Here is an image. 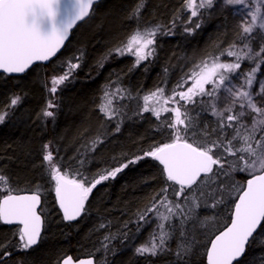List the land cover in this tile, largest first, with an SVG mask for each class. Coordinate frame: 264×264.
Returning <instances> with one entry per match:
<instances>
[{
  "label": "snow or ice",
  "instance_id": "snow-or-ice-1",
  "mask_svg": "<svg viewBox=\"0 0 264 264\" xmlns=\"http://www.w3.org/2000/svg\"><path fill=\"white\" fill-rule=\"evenodd\" d=\"M217 2L183 0L182 11L190 13L183 22L184 32L191 35L200 29L205 13L215 11ZM219 2L221 9H232L234 15L241 17L236 40L219 55H209L195 63L169 90L157 85L142 96L137 92L133 97L127 89L111 87L119 81V76L116 82L110 79L109 87L102 90L101 103L97 107L105 122L116 123L114 133L120 132L121 124L127 118L123 107H116L114 101L135 99L142 101L135 114L150 112L156 117L159 128L167 133L168 142L153 143L142 154L131 158L127 153L113 156L111 160L115 166H105L91 176L82 170L84 159L79 160L77 167H70L64 163L63 157L57 158L50 150L52 142L43 145L42 176L48 178V183L54 182L55 201L62 211L63 221H76L86 214V202L99 185L115 180L131 165L151 158L162 166L160 174L164 187L136 212L137 233L155 223L145 241L135 247V255L155 257L171 252L177 264H192L196 250L203 246L199 237L211 232L219 223L214 216L200 217L198 209L227 207L230 203H234L230 223L214 239L208 240L210 247L204 253L207 264H240L250 247H264V236L260 235L264 230V80H257L260 65L264 64V0ZM96 4L97 0H70L69 16L61 27H57L55 21L61 0H0V72L25 73L34 62L54 57L67 39L69 30L92 15ZM143 6L138 0L137 6L128 14V19H136L137 24L108 50L104 61L114 54L131 56L134 62L129 71H132L142 62L151 63L156 58L158 36L175 34L173 29L179 16H174L169 25L141 23ZM193 18L201 22H195ZM46 21L51 23V31L47 34L42 31ZM257 37L261 43L259 50H254L251 45ZM82 55L75 59L79 61ZM225 55L234 58L232 62H222L221 57ZM246 60L256 66L241 72ZM79 67V62L69 60L62 75L51 77L48 91L53 99L47 101L39 115L55 119V109L59 108L54 100L55 94L66 81L74 78V70ZM100 67H103L102 63ZM168 70L165 67L163 72L167 74ZM190 82L191 86H187ZM254 84H259L258 90L254 89ZM21 100V95L10 98L0 110V124ZM217 102L223 106L218 107ZM207 111L216 118L214 126L205 123L199 127L197 117L200 112ZM107 136L102 132L90 139L84 146L86 153L95 152ZM77 152L84 155L79 149ZM121 159L124 162H120ZM236 174L247 176L246 182L237 181ZM170 189L175 199L169 198ZM20 192L23 194H18ZM44 195L40 183L27 190L17 189L12 186L10 177L0 171V223L19 225L13 233L17 237L16 243L9 240L0 244L4 257L10 256L6 250L9 247L26 253L43 239L42 229L47 215L42 208ZM111 224L112 221H107L108 227ZM105 227L106 224L101 222L93 231ZM123 228L125 231L105 234L96 251L115 254L118 249L112 241L117 236L121 243L132 238L131 230H127L128 222ZM173 239L177 240L174 250L170 245ZM58 264H99V261L93 252L87 258L63 256ZM104 264L108 261L105 260ZM252 264H264V253L258 254Z\"/></svg>",
  "mask_w": 264,
  "mask_h": 264
},
{
  "label": "trees",
  "instance_id": "trees-1",
  "mask_svg": "<svg viewBox=\"0 0 264 264\" xmlns=\"http://www.w3.org/2000/svg\"><path fill=\"white\" fill-rule=\"evenodd\" d=\"M139 2L144 5L141 9V23L169 25L174 16L180 17L173 29L174 35L158 36L157 56L151 63L142 62L139 67L129 71L134 62L131 56L114 54L107 61L103 60L108 50L123 40L137 24L136 19H128V14L138 3V0H103L95 6L94 13L77 27L63 51L48 65L34 66L20 77L0 75V110L9 103L12 96L22 97L11 115L0 124V171L10 177L14 188L27 190L37 183L42 186L48 184V178L42 176L41 161L43 145L49 142H52L50 150L54 155L57 158L63 157L64 163L70 167H77L79 160L84 159L82 170L89 176L105 166H115L111 160L113 156L120 157L122 153H127L128 158H131L142 154L153 143L168 142L167 133L159 128L160 122L156 117L149 113L135 114L139 111L138 107L142 106V101L135 99L114 101L116 107H123L127 117L121 124L120 132L114 133L116 123L105 122L97 107L101 103L102 90L109 87L110 79L116 82L117 76L120 77L119 81L111 87L127 89L133 97L137 92L142 96L157 85L169 90L195 63L206 56L219 55L236 40L239 33L241 17L234 15L232 9L204 16L202 22L193 18L195 22H201V27L188 35L184 32L183 22L190 13L182 11L183 0ZM81 53L83 55L78 61L75 57ZM230 59L226 55L221 57L222 62L226 63ZM69 60L72 63L79 62L80 67L74 70V78L66 81L55 94L54 100L59 104V108L55 109V119L45 118L39 114L52 96L48 91L51 77L62 75ZM101 63L103 67H100ZM255 66L254 62L246 60L242 63L241 72L249 71ZM165 67L169 69L167 74L163 72ZM257 80H264V64L260 65ZM187 86H191V82ZM253 87L258 90L259 84H254ZM197 119L200 122L199 127H203L205 123L214 126L216 120L210 111L200 112ZM102 132L108 134L105 142L99 144L95 152L86 153L84 146ZM78 149L80 153H84L83 156L77 152ZM120 162H124L123 159ZM161 167L153 159L145 158L125 169L115 180L99 185L86 202L88 212L76 221H63L58 209L54 212L51 210L52 225L46 218L40 243L26 253L9 247L6 249L10 252L8 257H4L0 250L2 264H17L18 261L23 264H58L63 256L72 255L76 259L87 257L93 252L99 264H104L105 260L108 264H177L171 252L155 257L125 252L124 247L132 238L121 243V238L117 236L112 241L118 249L115 254L106 255L95 248L96 245L100 247V240L108 232L116 234L125 231V222H128L127 230H131L133 238L136 234L143 236L145 227L139 233L135 231L136 212L164 187ZM235 178L244 183L248 177L236 174ZM169 198L175 199L171 189ZM233 204L215 209H198L200 217L214 216L219 223L211 232L199 237L203 246L196 250L192 264H205L204 253L209 244L208 240L229 223ZM107 221H112L111 228L104 232H100V229L93 231L101 222L108 227ZM16 231L17 228H7L0 223V244L9 240L15 244L17 237L13 233ZM260 235L264 236V230H261ZM176 244V239L170 242L173 250ZM260 253H264V247H250L240 264H252Z\"/></svg>",
  "mask_w": 264,
  "mask_h": 264
},
{
  "label": "rangeland",
  "instance_id": "rangeland-1",
  "mask_svg": "<svg viewBox=\"0 0 264 264\" xmlns=\"http://www.w3.org/2000/svg\"><path fill=\"white\" fill-rule=\"evenodd\" d=\"M249 2L251 3V0H249ZM227 10L228 9H221L220 2L218 0L217 5L215 7V11L209 10V12L205 13L204 16L216 15L217 13H220V12L223 13L224 11H227ZM260 43H261V41H260V39L258 37V39H256V41L252 42L251 46L253 47L254 50H259ZM232 60H233V58H231L230 61H228V62H232ZM234 82H236V81H234ZM50 87H51V85H50ZM49 99H53V97L51 96V97H49ZM217 106L218 107H222L223 105L220 104L219 102H217ZM138 110H139V107H138ZM147 113L151 114L150 112H147ZM213 118H215V117H213ZM43 189H44L45 195L43 196L42 208L44 209L45 213L47 214L46 218H48V220H50L49 222L52 225V219L50 218V215L52 213L51 210L53 212L55 210L57 211V209L59 210L58 204L55 201L54 182L53 183H48L47 185H44ZM154 223H155V221L153 222V224H149V225H147L145 227L146 229L143 232V236L142 237H140L139 234H136L135 235L136 237H134V238L132 237V240L124 247L125 250H126L125 252H127V253H129L131 255H135L134 254L135 247L145 241V239L148 237L149 232L151 231L152 227L154 226ZM109 228H111V227H106V228L100 229V232H104L106 229H109ZM95 248L97 249L98 245H96ZM98 253H100V252H98Z\"/></svg>",
  "mask_w": 264,
  "mask_h": 264
},
{
  "label": "water",
  "instance_id": "water-1",
  "mask_svg": "<svg viewBox=\"0 0 264 264\" xmlns=\"http://www.w3.org/2000/svg\"><path fill=\"white\" fill-rule=\"evenodd\" d=\"M101 1L103 0H97V4H99ZM69 4H70V0H61V6L60 8L58 9V12H57V17H56V25L57 27H61L63 25V23L66 21V19L68 18L69 16V12H70V8H69ZM96 4V5H97ZM95 5V6H96ZM94 6V8H95ZM89 17H86L83 21H79L77 22L70 30H69V34H68V37L67 39L65 40L64 44L61 46V48L58 50L57 54L50 58L48 61H39V62H34V64L30 67V69H32L34 66H37V65H48L50 62H52L64 49V47L67 45V43L69 42L70 38H71V35L72 33L77 29V27H79L83 22H85ZM42 31L47 34L48 32L51 31V23L50 22H45L43 27H42ZM29 69V70H30ZM29 70H27L25 73H19V74H5V73H2L0 72V75H3V76H6V77H20V76H23L24 74H26ZM157 162V161H156ZM158 163V162H157ZM159 164V163H158ZM246 182V180H245ZM18 194H23V193H18ZM234 210V204H233V207H232V211ZM232 211H231V214H232ZM61 214H62V211H60ZM231 216V215H230ZM79 219V218H78ZM77 219V220H78ZM229 223H230V220H229ZM228 223V224H229ZM2 225L4 226H17L19 227V225H16V224H12V225H6V224H3L1 223ZM224 229V228H223ZM222 229V230H223ZM220 230V231H222ZM43 231H44V226H43V229H42V234H43ZM219 232L216 234L218 235ZM215 237V236H214ZM214 237L212 239H214ZM36 247V246H35ZM34 247V248H35ZM208 247H210V244H208ZM80 258H87V257H80ZM205 264H207V258H206V255H205Z\"/></svg>",
  "mask_w": 264,
  "mask_h": 264
},
{
  "label": "flooded vegetation",
  "instance_id": "flooded-vegetation-1",
  "mask_svg": "<svg viewBox=\"0 0 264 264\" xmlns=\"http://www.w3.org/2000/svg\"><path fill=\"white\" fill-rule=\"evenodd\" d=\"M17 194V193H16ZM61 213V212H60ZM2 225V224H1ZM4 226V225H2ZM4 227H7V228H12V227H15V228H18L17 226H4Z\"/></svg>",
  "mask_w": 264,
  "mask_h": 264
}]
</instances>
